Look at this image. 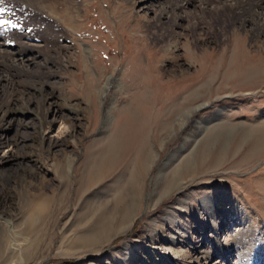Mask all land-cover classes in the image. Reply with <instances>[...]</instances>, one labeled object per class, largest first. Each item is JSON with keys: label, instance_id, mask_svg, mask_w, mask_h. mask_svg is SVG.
<instances>
[{"label": "rangeland", "instance_id": "374dc122", "mask_svg": "<svg viewBox=\"0 0 264 264\" xmlns=\"http://www.w3.org/2000/svg\"><path fill=\"white\" fill-rule=\"evenodd\" d=\"M71 1L75 19L56 23L69 52L39 47L16 74L0 70V264H264V153L246 154L238 133L264 127V40L249 26L222 35L219 19L193 38L182 20L168 50L164 0ZM225 126L238 130L229 142L205 147ZM220 193L238 215L203 209ZM222 215L225 252L211 225Z\"/></svg>", "mask_w": 264, "mask_h": 264}, {"label": "bare ground", "instance_id": "6f19581e", "mask_svg": "<svg viewBox=\"0 0 264 264\" xmlns=\"http://www.w3.org/2000/svg\"><path fill=\"white\" fill-rule=\"evenodd\" d=\"M132 1H142L143 9L148 8V6L152 4V2H156V0ZM200 2L206 6L198 4ZM164 4L165 6H163V9L161 8L160 11L168 14L167 18L168 22L170 23L168 30L170 31L162 32L160 35H167V39L169 40H167L165 46L168 50L177 49V36H179V32L176 31L175 28L181 25L182 20H185L186 24H184L186 25L187 29H190L189 31L191 32L193 38L194 33L197 34L196 29L199 25V20H204L206 23V27L210 30V32H212L214 30V20L219 19L220 23H218L217 28L222 32V35L225 34L226 31H232V33L234 32L233 37L236 38L235 30L239 29L238 27L243 29L249 26V31L251 30V36L254 40L261 38L262 40H264V0H164ZM59 5H63L62 9L58 7ZM0 8L3 9V11L0 12L2 18L5 19L9 23V26H12L11 28L14 29V31H12L10 34L13 35L16 42V47L12 48V43L7 42L4 37L0 36V70L3 71L5 74H13V71L15 73V70H19L18 65H15L16 61H25L26 63L29 60H34L37 55H43L44 53H41L39 47H42L45 50L50 47H58L64 53L69 52V44L67 45L66 43L64 45H61L63 40L67 39L66 33H64L61 28H58L56 23L57 19H61L65 23L72 22L75 19L74 5L71 0H0ZM43 9H46L49 13H44ZM13 14H17V17L14 18L12 16ZM38 38H41V45L31 44L32 41H36V39L38 40ZM170 38H172V40ZM195 39L198 38L195 37ZM218 41L219 40H217V42ZM261 48L264 50V44ZM255 68L256 66H250L249 73L246 75V77H251L252 75H255L257 73V71H255ZM262 68V72H264V65L262 66ZM127 106L128 104L126 105V107ZM200 108H202V106L197 107V109ZM178 109L181 110L182 108ZM109 111L110 108L107 107L105 118H107L108 120L112 116ZM130 111L135 113V110ZM128 112H123V114L130 116L132 112ZM144 115L139 113V115L137 116V124L143 125L144 122H146ZM217 115L218 114H216V116ZM184 116L183 118H185ZM183 118L181 119V121L177 122L180 127L185 124ZM211 120L212 119L210 117L203 121L201 120L196 122L194 126L196 133H198L201 127L206 129L207 125L212 122ZM221 128L224 132L223 134L219 132L220 127H215L214 129L209 130V133L204 138L205 147L207 145L209 146V144L211 143L214 144L218 141L222 142V145H226L229 142L228 139L231 136L230 134L235 131H238L233 126H225L224 128ZM116 130L117 128L115 127L112 131L111 139H115L114 133H117L115 132ZM259 132H262L261 137L258 136ZM238 133L240 134V141L241 139H244L245 141L247 137L249 138L248 140H253L250 149L247 151L246 154L251 156L256 151H258L259 153H264V127L259 129H250L248 133L243 131ZM221 137H224L225 142L220 140ZM110 143H108L109 147L107 149L106 155L112 153L115 149H117L116 145L112 147V144ZM203 152L206 153L205 150ZM221 195L219 196V198L212 197L213 195L205 197L203 201H201L203 209H205V211L210 212H214L215 210L217 212V210H219V212L223 214L221 210H224L226 207H228L226 206V204L228 203L230 207L227 208V210L233 208V210L235 209L234 212L236 213L234 214L238 215L239 208H237V206H235L233 202L227 200L225 196ZM229 214H231V210ZM222 217L224 218L220 217L219 220L213 217L214 219L211 220V225L214 231L213 239L216 240L217 245L220 249L219 251L224 250L225 252L228 248L227 245L229 244V239L226 238L228 237V235L225 234V238L221 240V236L219 237L217 228H221L222 226H224L225 228V226H229L231 224V220L229 218H226L224 215H222ZM239 220H242V218L240 217ZM215 221H217V223H215ZM245 226L246 223L245 225H243V223L239 224L237 228L232 229V232H236L237 230L243 231ZM239 234L240 232L235 233V235L233 234L232 236H235L236 238L237 236H239ZM217 238L219 240H217ZM220 241H222L223 243ZM212 243L213 242L210 241L206 245L201 244L202 246L199 249V252L202 253L203 249L206 247L209 248ZM222 257L224 258L223 260H225V262H223L222 264H228V258L225 255Z\"/></svg>", "mask_w": 264, "mask_h": 264}, {"label": "snow or ice", "instance_id": "6c2138e0", "mask_svg": "<svg viewBox=\"0 0 264 264\" xmlns=\"http://www.w3.org/2000/svg\"><path fill=\"white\" fill-rule=\"evenodd\" d=\"M3 11V9L2 8H0V12H2ZM4 23H6L5 21H3V20H0V25H3Z\"/></svg>", "mask_w": 264, "mask_h": 264}]
</instances>
